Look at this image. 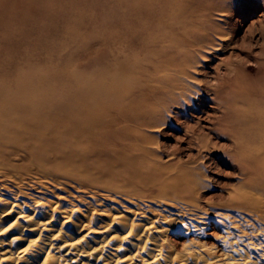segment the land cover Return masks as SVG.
Segmentation results:
<instances>
[{"label": "bare ground", "instance_id": "bare-ground-1", "mask_svg": "<svg viewBox=\"0 0 264 264\" xmlns=\"http://www.w3.org/2000/svg\"><path fill=\"white\" fill-rule=\"evenodd\" d=\"M168 7L156 18L152 32L134 33L148 53L124 62L132 66L131 73L114 71L113 82L100 93L113 102L101 103L93 111L95 107L76 92L66 103V112L57 114L30 100L0 99V264H264V246L254 243L255 251L250 252L235 240L242 234L218 235L214 247L201 239L198 233L205 235L215 216L198 211L188 197L176 192L185 189L183 185L189 187L186 182L181 185L176 179L168 187L153 189L157 193L145 195L147 199L137 191L112 194L110 181L107 187L99 184L101 176L127 172L121 165L128 161H137L150 172L142 161L151 135L141 129L149 132L148 127L165 122L159 115H165L168 105L188 99L190 82H199L195 73L200 61L218 49L217 39L228 33L224 25L212 23L210 13L201 12L199 0H181L177 11ZM230 62L228 58L227 70L213 88L225 113L241 98L247 105L240 108L243 114L254 111L264 125V107L256 103L264 101V95L252 101L250 89L243 98L222 96V91L244 80ZM235 62L245 69L254 64L241 57ZM262 74L259 80L264 85ZM118 80H127V87L119 86ZM241 117L242 124L247 120L249 126L257 124ZM100 153L110 158L99 157ZM262 154L264 159V149ZM249 197L257 207L255 197ZM216 214L229 217L224 211ZM172 236L186 239L178 247Z\"/></svg>", "mask_w": 264, "mask_h": 264}, {"label": "rangeland", "instance_id": "rangeland-1", "mask_svg": "<svg viewBox=\"0 0 264 264\" xmlns=\"http://www.w3.org/2000/svg\"><path fill=\"white\" fill-rule=\"evenodd\" d=\"M199 1L201 12L210 13L212 23L224 25L228 33L220 35L219 48L200 61L195 73L199 82H190L188 99L170 103L165 115H159L165 122L148 127L150 133L141 129L151 135L146 139L142 161L150 172L137 161H128L121 165L127 172L101 176L99 184L107 187L110 181L112 194L137 191L147 199L157 193L153 189L168 187L176 179L181 185L186 182L189 187L183 185L185 189L176 192L188 197L198 211L215 216L205 235L198 233L201 239L214 247L218 235L242 234L236 242L245 243L254 253V243L264 246V125L254 111L243 114L240 108L247 105L241 98L232 102L238 109L226 114L222 98L213 88L226 72L230 58L229 67L240 70L244 80L222 91V96L243 98L249 96L245 91L250 89L252 101L256 95H264L263 80H259L264 71V0ZM179 2L0 0V99L30 100L43 111L63 114L71 95L80 92L96 111L101 103L112 100L100 93L113 82L114 71L131 73L132 66L124 62L135 54L144 57L148 53L134 33L152 32L156 18L167 13L169 4L177 11ZM120 39L125 40L123 45L114 41ZM238 57L253 66L242 68L235 62ZM117 82L128 85L127 80ZM256 103L264 107V101ZM242 115L257 124L249 126V120L242 124ZM99 157L110 158L102 153ZM230 193L237 196L230 197ZM240 193L247 196L241 198ZM249 196L255 197L257 207L251 205ZM219 211L229 217L218 216ZM172 237L178 247L186 239Z\"/></svg>", "mask_w": 264, "mask_h": 264}]
</instances>
